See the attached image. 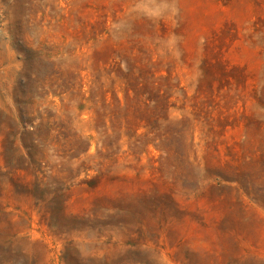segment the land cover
<instances>
[{
  "label": "rangeland",
  "instance_id": "rangeland-1",
  "mask_svg": "<svg viewBox=\"0 0 264 264\" xmlns=\"http://www.w3.org/2000/svg\"><path fill=\"white\" fill-rule=\"evenodd\" d=\"M0 264H264V0H0Z\"/></svg>",
  "mask_w": 264,
  "mask_h": 264
}]
</instances>
